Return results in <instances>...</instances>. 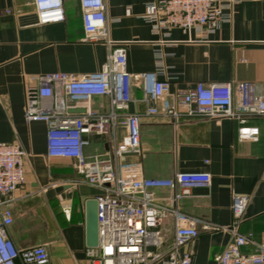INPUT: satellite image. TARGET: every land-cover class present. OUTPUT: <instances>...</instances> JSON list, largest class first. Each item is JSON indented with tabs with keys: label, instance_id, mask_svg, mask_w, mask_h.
Returning <instances> with one entry per match:
<instances>
[{
	"label": "crops",
	"instance_id": "0c3cea01",
	"mask_svg": "<svg viewBox=\"0 0 264 264\" xmlns=\"http://www.w3.org/2000/svg\"><path fill=\"white\" fill-rule=\"evenodd\" d=\"M154 0H107V17L113 48L127 50V69L134 76L154 73L171 80L165 98L206 85L253 84L264 99V0H242L231 19L215 32L173 29L156 33L144 18ZM65 19L39 24L30 0H0V144L17 145L27 153L26 182L14 194L13 224L9 236L19 249L45 245L52 264H89L86 256V202L99 189L78 183L79 174L70 159L47 155V126L27 123L24 117L25 88L46 75L90 77L107 63L109 49L85 40L80 0H63ZM145 83H132V102L120 113L117 125L106 135L87 137L85 154L91 158L111 153L115 142L127 136L125 115L140 117V151L126 155V163H140L150 179H170L176 173H206L207 188L194 189L179 202L181 211L198 220L199 236L182 250L195 264H216L215 258L232 242L234 196L247 205L238 227L257 243H264V117H251L247 125L260 130L256 141H241L240 124L232 119L186 118L178 123L162 114L146 115L148 107L162 109L164 98L144 101ZM55 94L78 116L88 106L98 115L111 111L108 97L86 101L67 100L61 85ZM155 196L167 204L169 192ZM64 211L69 213L66 215ZM165 247L174 237V222H161ZM253 246L244 249L254 252Z\"/></svg>",
	"mask_w": 264,
	"mask_h": 264
},
{
	"label": "built area",
	"instance_id": "2783aa9c",
	"mask_svg": "<svg viewBox=\"0 0 264 264\" xmlns=\"http://www.w3.org/2000/svg\"><path fill=\"white\" fill-rule=\"evenodd\" d=\"M39 24L64 21L63 0H30ZM242 0H154L146 7L143 18L161 33L173 29L184 32L205 29L219 30L231 19L233 8ZM85 40L103 43L108 49L107 63L90 77L53 74L39 77L36 84L25 88L24 117L27 123L41 122L47 126V155L70 159L79 174L78 183L100 191L98 203V246L87 248L89 264H195L191 254L182 249L199 236L198 220L184 214L179 202L192 196L194 189L207 188L211 176L206 173H176L170 179H150L140 163H126V155L140 151V117L127 114L123 125L127 136L115 142L110 154L87 157L85 148L91 134L106 135L114 130L118 115L132 102V83L143 80L144 101L164 100L162 109L148 107L146 115L162 114L174 123L182 117L232 119L240 124L241 141H256L260 130L247 125L251 117H264V99L253 84L206 85L198 83L188 91L166 96L171 80H158L154 73L134 77L127 69V50L113 48L107 17V0H80ZM59 84L66 99L89 102L92 97H108L111 111L98 115L90 106L85 113L72 116L71 106L55 94ZM27 153L17 145L0 144V264H52L45 245L19 249L9 236L13 224L12 204L15 192L25 184L24 161ZM169 192L167 204L160 203L155 191ZM247 198L233 199L234 225L231 244L215 258L216 264H264V243L239 231L238 221L247 205ZM67 215L69 212L64 211ZM173 219L174 237L165 247L158 225ZM253 246L254 252H244Z\"/></svg>",
	"mask_w": 264,
	"mask_h": 264
},
{
	"label": "water",
	"instance_id": "95a60500",
	"mask_svg": "<svg viewBox=\"0 0 264 264\" xmlns=\"http://www.w3.org/2000/svg\"><path fill=\"white\" fill-rule=\"evenodd\" d=\"M98 246V203L91 199L86 202V247Z\"/></svg>",
	"mask_w": 264,
	"mask_h": 264
}]
</instances>
